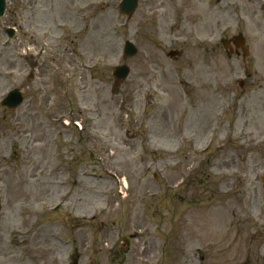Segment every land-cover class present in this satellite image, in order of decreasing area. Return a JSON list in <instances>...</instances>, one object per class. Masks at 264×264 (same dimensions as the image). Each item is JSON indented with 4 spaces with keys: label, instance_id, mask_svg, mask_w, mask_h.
<instances>
[{
    "label": "rangeland",
    "instance_id": "1",
    "mask_svg": "<svg viewBox=\"0 0 264 264\" xmlns=\"http://www.w3.org/2000/svg\"><path fill=\"white\" fill-rule=\"evenodd\" d=\"M74 1L0 27V264H264V0Z\"/></svg>",
    "mask_w": 264,
    "mask_h": 264
},
{
    "label": "water",
    "instance_id": "2",
    "mask_svg": "<svg viewBox=\"0 0 264 264\" xmlns=\"http://www.w3.org/2000/svg\"><path fill=\"white\" fill-rule=\"evenodd\" d=\"M139 0H123L121 4V10L122 12L127 15L131 16L138 5ZM5 0H0V9L2 10L4 8ZM2 13V11H0ZM236 44L237 46H243L245 53H247V49L245 47V39L243 36L236 37ZM137 47L134 45V43L127 41L126 44V56H134L137 53ZM129 74V68L127 66H120L115 71L114 75L116 77L117 83L122 84L123 81L126 79V77ZM117 87L114 91H116ZM23 100V95L20 91H15L10 93V95L2 102V105H6L9 108H15L19 104H21ZM0 209H1V197H0Z\"/></svg>",
    "mask_w": 264,
    "mask_h": 264
},
{
    "label": "flooded vegetation",
    "instance_id": "3",
    "mask_svg": "<svg viewBox=\"0 0 264 264\" xmlns=\"http://www.w3.org/2000/svg\"><path fill=\"white\" fill-rule=\"evenodd\" d=\"M6 1H7V9H6V14L3 17L6 19V20L4 19L6 23L0 25V27H2L4 30L7 27H13V28H15L16 31H19V30L21 31V29L23 28L22 23L25 21L26 22L29 21V19L27 18L28 15H29L30 19H34L37 17V14L40 11L44 12L43 5L40 4L41 0H6ZM25 1L27 3H29V5H27ZM75 1H77V0H75ZM17 2L20 5L18 10H16L17 9V7H16ZM12 5L14 8V15L16 18V23H11L10 19H9V13H10V10L12 9ZM255 11H256V9L254 10V12Z\"/></svg>",
    "mask_w": 264,
    "mask_h": 264
}]
</instances>
